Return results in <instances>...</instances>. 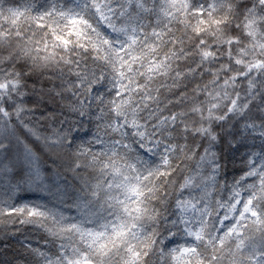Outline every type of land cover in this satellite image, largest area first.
Masks as SVG:
<instances>
[{
    "label": "snow or ice",
    "instance_id": "obj_1",
    "mask_svg": "<svg viewBox=\"0 0 264 264\" xmlns=\"http://www.w3.org/2000/svg\"><path fill=\"white\" fill-rule=\"evenodd\" d=\"M0 264H264V0H0Z\"/></svg>",
    "mask_w": 264,
    "mask_h": 264
},
{
    "label": "trees",
    "instance_id": "obj_2",
    "mask_svg": "<svg viewBox=\"0 0 264 264\" xmlns=\"http://www.w3.org/2000/svg\"><path fill=\"white\" fill-rule=\"evenodd\" d=\"M238 167H239V161L234 156H232L231 154H229L228 168H229L230 173L232 171H234Z\"/></svg>",
    "mask_w": 264,
    "mask_h": 264
}]
</instances>
